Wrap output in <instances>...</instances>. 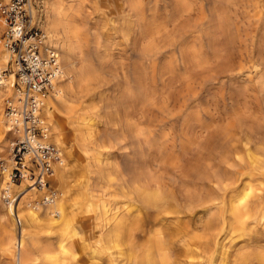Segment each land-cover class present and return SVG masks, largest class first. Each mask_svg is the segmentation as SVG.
Wrapping results in <instances>:
<instances>
[{
    "label": "rangeland",
    "instance_id": "374dc122",
    "mask_svg": "<svg viewBox=\"0 0 264 264\" xmlns=\"http://www.w3.org/2000/svg\"><path fill=\"white\" fill-rule=\"evenodd\" d=\"M36 1L45 6V0ZM114 1H121L125 12L120 14L129 12L132 19L134 32L128 40L121 33L123 18L107 10ZM141 13L144 37L137 21ZM75 20L83 30L76 39L79 51L93 72L89 98L101 112L92 120V134L102 143L99 157L109 160L104 166L110 173L109 197L103 198L125 200L122 186L136 174L144 175L149 188L164 202L161 209L139 213L140 228L133 232L136 249L150 239L168 244L172 230L188 225L192 228L188 235L191 257L186 258L184 252L181 259L194 264H234L237 258L235 264H240L242 256L249 264H264L252 259L264 251V225L256 224L249 236L231 233L226 247L204 251L221 225L220 196L234 182L248 186L233 188L231 195L239 194L243 204L259 198L262 203L256 210H264V0H87ZM141 64L146 103L141 107L133 98L122 102L117 111L119 126L115 125L113 104L126 87L136 89ZM8 68L1 70L2 76H7ZM84 100L75 98L74 104H84ZM45 123L51 131V121ZM71 132L66 125L58 142L49 141L62 150L67 173L54 189L67 202L83 191V183L92 175L81 161L85 153L69 156L75 149ZM8 155L0 151L1 158L8 159ZM209 200L219 204L207 215L199 205ZM190 206L193 212H188ZM72 207L77 212L79 204ZM9 220L7 230L18 238L21 229L12 217ZM78 232L79 242L86 246L75 250L68 264H122L136 255L126 238L120 239L118 249L114 242H105L93 254V236L85 229ZM2 240L0 228V249ZM184 249L181 243L174 251ZM174 251L165 246L162 252L174 259L179 253ZM0 263L15 264L1 250Z\"/></svg>",
    "mask_w": 264,
    "mask_h": 264
},
{
    "label": "bare ground",
    "instance_id": "6f19581e",
    "mask_svg": "<svg viewBox=\"0 0 264 264\" xmlns=\"http://www.w3.org/2000/svg\"><path fill=\"white\" fill-rule=\"evenodd\" d=\"M86 1L45 0L44 7L42 5L38 6L36 1L37 6L32 12V23L44 28L45 40L42 48H54L56 50L61 69V75L55 80L53 90L43 99V107L40 113V116L43 114V119L42 117L41 119L44 123L51 121V124H53V129L49 131L48 125L45 123L47 132L44 140L47 143H50V139L58 142L67 125L72 131V140L75 146L73 151H69V156L75 158L76 155H80L81 151L85 153V157L81 161L84 163L86 171L92 175L87 176L85 183H83V191L77 193L67 202L61 201L57 196V191L54 189V186L60 181L62 182L66 176L67 167H65L64 160L53 167L52 173L47 177L49 186L42 189L27 188L26 181L19 183L9 182L7 174H0V198L4 201L3 193L5 191L14 200L10 204L0 200V221L2 222V227L0 225V228L3 235L0 249L1 255L6 258H12L15 264H68L67 259L69 256L75 250L82 249L85 245V243L81 244L79 242L81 238L78 237V229H85L93 236L92 241H90L93 254L98 253L102 243L105 242H114V247L118 249L120 239L126 238L127 245L133 250L132 253H136V255L132 256L133 258H125V262L122 264H194L179 257L184 252L186 258L191 257L188 256L191 239L188 235L190 231L192 232V228L188 225H183L184 227L177 228L175 231L172 230V233L168 236V244H163L162 242L155 244L150 239L145 246L142 244L140 249H136L135 233L133 232L135 228H140L138 223L140 221L139 213L143 209L146 211L156 208L161 209L164 204L162 196L157 191L149 188L145 182L146 177L144 175L135 174L132 180L125 181L122 186L125 200L120 201L121 205H123L122 207L119 206L118 198L106 200L109 197H106V195L109 194L110 173L108 174L104 166L109 163V160L105 159L106 161L103 162L102 157H99L102 143L92 134V120L99 117L101 112L89 98L90 90L88 86L93 72L90 68L91 65L85 62V54L79 51L80 46L76 40L83 30L76 23L75 14L81 10L82 4ZM41 2L43 3V1ZM114 2L109 4L110 8L108 7L107 10L110 12L109 15L117 14L119 18H123L121 33L123 38L128 40L134 32L132 19L128 16L129 12L127 15L123 14V16L120 14L125 12L120 4L121 1ZM128 9H131V7L129 6ZM109 20L111 23L115 22L114 17L109 18ZM137 21L140 27L139 31L144 37L143 25L145 21L142 13ZM0 29L2 30L1 23ZM96 40L95 42H97ZM94 48L97 50L96 46ZM143 50L140 53V58L144 63L145 51ZM8 61L9 54L0 42V115L3 98H15L14 90L11 87L12 73L8 72L5 77L1 74L2 69L9 67ZM145 89V69L144 64H141L136 89H132L131 86L126 87L119 100L113 104L116 112V118L113 121L115 125L119 126L120 118L117 111L122 102L133 98L141 107L145 105ZM78 97L84 98L86 102L75 105L74 100ZM11 124V120L3 111L0 117V135L4 133L3 138L0 140V151L3 155H7L10 152L13 137L17 135ZM2 159L8 160L6 164L9 166V155L8 159ZM54 168L57 170L55 175ZM233 184L232 189L228 187L226 191L224 190L223 195L220 196V204L223 206L222 213H224L221 225L206 243L204 251H208L211 246L216 251L226 247L225 241L231 233H237L238 236H249V231L256 224L264 225V210L262 212L256 210L262 200L260 201L257 198V200L243 204L244 200L237 198L239 194L233 193L234 195H231V193L235 190L233 188L237 186H241V189H244L248 185L237 182ZM106 188L108 189L106 190ZM49 190L56 191L55 198L45 203L43 199L47 196ZM104 196L106 197L105 199L103 198ZM213 201L209 200L207 205H204L206 202L202 201L199 205L200 212L209 215L219 204ZM74 204H79L77 212L72 207ZM193 209L194 207L190 206L187 210L188 212H193ZM16 213L21 220V230L18 238L11 235L7 230V227L11 224L9 216L13 218ZM54 215H57V217L54 218ZM86 241V239H82V242ZM181 243L185 249L183 251L176 250L179 253L176 254L177 256L174 259L169 254L162 252L165 246L166 249L174 251V248ZM110 248L108 247V249ZM236 259L232 261L234 264ZM238 259L240 264H249L246 257L240 256ZM252 259L264 263V251L255 254Z\"/></svg>",
    "mask_w": 264,
    "mask_h": 264
},
{
    "label": "built area",
    "instance_id": "2783aa9c",
    "mask_svg": "<svg viewBox=\"0 0 264 264\" xmlns=\"http://www.w3.org/2000/svg\"><path fill=\"white\" fill-rule=\"evenodd\" d=\"M35 7L36 0H0V41L9 54L7 72L13 75L15 94L14 99H5L4 112L17 132L9 166L0 158V174H7L9 182L26 181L27 188L42 189L49 186L47 177L53 167L63 160L61 148L45 142L47 126L40 116L43 99L53 90L61 69L56 50L42 48L44 32L32 23ZM55 194V190H49L43 202L51 201ZM3 196L5 203H13L7 192ZM13 218L20 227L18 214Z\"/></svg>",
    "mask_w": 264,
    "mask_h": 264
}]
</instances>
